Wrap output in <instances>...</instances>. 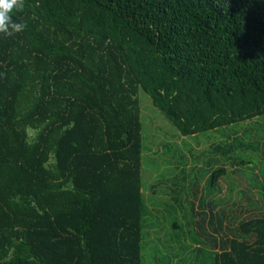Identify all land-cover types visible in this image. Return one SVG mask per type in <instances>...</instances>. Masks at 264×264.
I'll list each match as a JSON object with an SVG mask.
<instances>
[{
    "label": "trees",
    "instance_id": "16d2710c",
    "mask_svg": "<svg viewBox=\"0 0 264 264\" xmlns=\"http://www.w3.org/2000/svg\"><path fill=\"white\" fill-rule=\"evenodd\" d=\"M11 15L27 27L0 33V264H143L140 93L184 136L264 115V0H24ZM254 126L214 151L264 160ZM219 161L210 184L242 180L191 205L205 264H264V184Z\"/></svg>",
    "mask_w": 264,
    "mask_h": 264
},
{
    "label": "rangeland",
    "instance_id": "374dc122",
    "mask_svg": "<svg viewBox=\"0 0 264 264\" xmlns=\"http://www.w3.org/2000/svg\"><path fill=\"white\" fill-rule=\"evenodd\" d=\"M140 99L145 143L143 190L150 211L148 221L150 224L155 223L154 227L147 229L143 264H177L180 258L185 264H196L197 254L205 264L213 253L211 249H215L214 241L206 240L208 234L205 228L200 229L193 223V216H190L193 213L191 205L197 207L201 196L202 201L208 200L206 195H215L214 200L218 203L222 196H225L221 194L219 186L224 190L229 181H232L231 187H235L242 180L240 176L229 173V177L226 175L227 179L220 181V184H210L207 177L211 168L216 166V161L220 160L218 165H224L229 171L237 168L242 170L239 172L245 174L249 182L264 184V160L260 157L259 149L237 151V154L248 162L246 166H238L230 161L224 162L226 156L221 150L214 151L213 147L215 144L230 141L232 136L225 138V135L234 131L243 134L242 137L246 141L252 140L256 135L255 122L261 124L260 129L256 128L257 135L260 130L264 133V115L254 118V122L242 121L184 136L142 91ZM241 184L246 185V181ZM254 188L255 192L261 191L258 186ZM186 214L189 215L184 220ZM175 220H181L183 227H174ZM187 221L189 225L186 224ZM191 236L198 237L197 243L202 246L199 253L194 250L197 244Z\"/></svg>",
    "mask_w": 264,
    "mask_h": 264
},
{
    "label": "clouds",
    "instance_id": "9594fccd",
    "mask_svg": "<svg viewBox=\"0 0 264 264\" xmlns=\"http://www.w3.org/2000/svg\"><path fill=\"white\" fill-rule=\"evenodd\" d=\"M23 7L24 0H0V33L11 37L27 27L25 23L14 21L11 15L14 10H22Z\"/></svg>",
    "mask_w": 264,
    "mask_h": 264
},
{
    "label": "crops",
    "instance_id": "0c3cea01",
    "mask_svg": "<svg viewBox=\"0 0 264 264\" xmlns=\"http://www.w3.org/2000/svg\"><path fill=\"white\" fill-rule=\"evenodd\" d=\"M223 179L221 178L220 181H222ZM227 187L223 190L222 187H221V194H226L227 193ZM225 197V196H224ZM227 203V202H226Z\"/></svg>",
    "mask_w": 264,
    "mask_h": 264
}]
</instances>
